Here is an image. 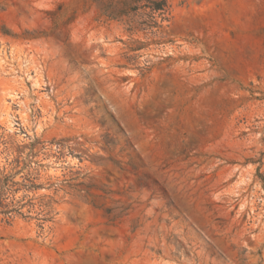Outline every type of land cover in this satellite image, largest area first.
I'll list each match as a JSON object with an SVG mask.
<instances>
[{
  "label": "rangeland",
  "instance_id": "1",
  "mask_svg": "<svg viewBox=\"0 0 264 264\" xmlns=\"http://www.w3.org/2000/svg\"><path fill=\"white\" fill-rule=\"evenodd\" d=\"M0 264H264V0H0Z\"/></svg>",
  "mask_w": 264,
  "mask_h": 264
},
{
  "label": "trees",
  "instance_id": "2",
  "mask_svg": "<svg viewBox=\"0 0 264 264\" xmlns=\"http://www.w3.org/2000/svg\"><path fill=\"white\" fill-rule=\"evenodd\" d=\"M163 6H164V5H163ZM162 8H163V7H160V6H159V7H157V8H156V9H154V10H155V11H157V12H158V11H163V9H162Z\"/></svg>",
  "mask_w": 264,
  "mask_h": 264
},
{
  "label": "bare ground",
  "instance_id": "3",
  "mask_svg": "<svg viewBox=\"0 0 264 264\" xmlns=\"http://www.w3.org/2000/svg\"><path fill=\"white\" fill-rule=\"evenodd\" d=\"M37 87V86H36Z\"/></svg>",
  "mask_w": 264,
  "mask_h": 264
}]
</instances>
